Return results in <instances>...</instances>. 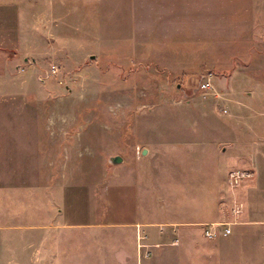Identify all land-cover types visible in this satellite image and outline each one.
<instances>
[{
	"label": "rangeland",
	"instance_id": "1",
	"mask_svg": "<svg viewBox=\"0 0 264 264\" xmlns=\"http://www.w3.org/2000/svg\"><path fill=\"white\" fill-rule=\"evenodd\" d=\"M232 76L264 80V0H0V264H232L205 228L264 221L215 153Z\"/></svg>",
	"mask_w": 264,
	"mask_h": 264
},
{
	"label": "crops",
	"instance_id": "2",
	"mask_svg": "<svg viewBox=\"0 0 264 264\" xmlns=\"http://www.w3.org/2000/svg\"><path fill=\"white\" fill-rule=\"evenodd\" d=\"M234 79L232 76L229 89L227 92L223 91L224 97L217 102V108L222 112L225 109L230 115V139L218 137L215 153L217 156L221 155L222 159L225 155H230L233 164L254 170L257 173L256 180L254 184V180L247 182V185H253L248 187L247 194L252 192L264 195V80L255 77L241 86ZM221 103H226V107L222 109ZM203 140L206 145L204 149H207V135ZM227 140L229 143L225 144ZM244 217V220L232 227L230 235L218 237L215 241L217 253H221L224 260L228 259L232 264H255L256 261L264 260V221L254 220L246 213ZM55 225L58 228L64 224L60 221ZM257 234L259 237L255 236Z\"/></svg>",
	"mask_w": 264,
	"mask_h": 264
},
{
	"label": "built area",
	"instance_id": "3",
	"mask_svg": "<svg viewBox=\"0 0 264 264\" xmlns=\"http://www.w3.org/2000/svg\"><path fill=\"white\" fill-rule=\"evenodd\" d=\"M213 75L211 73H206L201 77V81L199 83V88L200 90L204 91L206 94H216L219 95V93L217 92V90L215 89V84L213 82ZM253 175L252 172L250 171H246V170H234L232 172H230V181L234 182V183H238L239 181L251 177ZM223 226V229L221 230V233L224 236H228L232 233V228L229 227L227 224L224 223H218L217 225L213 226V227H209V228H205V232L209 237H214L217 235L218 230L220 227ZM140 238V237H139ZM139 246V250H141V248L147 247L145 243H141L138 245ZM145 256H149V252L147 251L145 253Z\"/></svg>",
	"mask_w": 264,
	"mask_h": 264
},
{
	"label": "water",
	"instance_id": "4",
	"mask_svg": "<svg viewBox=\"0 0 264 264\" xmlns=\"http://www.w3.org/2000/svg\"><path fill=\"white\" fill-rule=\"evenodd\" d=\"M146 152H147V149H144V153H146ZM122 160H123V158L121 156H113V157H111V161L113 163H119Z\"/></svg>",
	"mask_w": 264,
	"mask_h": 264
}]
</instances>
